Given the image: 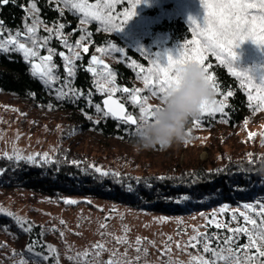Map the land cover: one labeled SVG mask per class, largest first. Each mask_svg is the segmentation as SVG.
Segmentation results:
<instances>
[{
	"label": "rangeland",
	"instance_id": "374dc122",
	"mask_svg": "<svg viewBox=\"0 0 264 264\" xmlns=\"http://www.w3.org/2000/svg\"><path fill=\"white\" fill-rule=\"evenodd\" d=\"M52 1L76 17L73 26L63 13L46 22L33 1L18 27L0 26V49L20 53L54 99L0 91V156L47 160L66 147L98 172L124 176L264 162V0ZM176 17L189 37L172 42L153 30ZM95 34L116 38L96 43ZM86 53L92 87L83 95L73 81ZM211 61L245 94L240 122H228L229 93L213 90ZM118 62L132 73L121 91ZM107 94L122 103L124 118L103 109ZM79 99L75 121L65 102ZM108 116L117 132L106 136L96 124ZM0 214L38 234L28 249L21 234L0 227V264H264V198L168 214L16 187L0 188Z\"/></svg>",
	"mask_w": 264,
	"mask_h": 264
},
{
	"label": "trees",
	"instance_id": "16d2710c",
	"mask_svg": "<svg viewBox=\"0 0 264 264\" xmlns=\"http://www.w3.org/2000/svg\"><path fill=\"white\" fill-rule=\"evenodd\" d=\"M29 1L35 3L39 15L46 22L57 19L63 13V20L71 26L74 25L76 17L67 12L60 13L52 0H0V26L7 29L18 27L24 7ZM154 29L167 33L172 42L190 36L187 26L179 17L163 19ZM108 38L113 36L95 34L96 43ZM132 56L137 58L133 53ZM112 68L116 76L115 84L121 91L128 86L132 73L121 62L115 63ZM208 71L213 90L220 95L229 93L224 104L229 124L243 120L247 113V100L236 78L214 61L210 62ZM91 73L86 53L77 61L73 81L83 95L92 87ZM0 91L35 102L54 101L48 94V89L31 73L28 62L16 51L0 49ZM76 104L77 106L65 102L75 121L77 116L81 117L75 109L80 106V99ZM113 122L108 116L104 122L99 121L96 128L106 136L113 135L117 132ZM60 150L47 160L32 161L0 156V188L24 187L50 196L88 195L168 214L204 209L218 202L232 203L254 197L264 198V180L260 183L261 177L264 178L263 161L247 164L232 162L221 168V171H215L214 166L208 168L200 162L199 165H190L189 168L177 166L172 171L166 170L161 174L124 176L98 172L83 161L79 154L73 153V156L66 147ZM2 226L21 234L28 249L38 241L36 232L26 235L9 217L0 214V227ZM23 254L28 257L26 251Z\"/></svg>",
	"mask_w": 264,
	"mask_h": 264
},
{
	"label": "water",
	"instance_id": "95a60500",
	"mask_svg": "<svg viewBox=\"0 0 264 264\" xmlns=\"http://www.w3.org/2000/svg\"><path fill=\"white\" fill-rule=\"evenodd\" d=\"M103 109L114 118H124L125 108L122 103L111 94L101 98Z\"/></svg>",
	"mask_w": 264,
	"mask_h": 264
}]
</instances>
